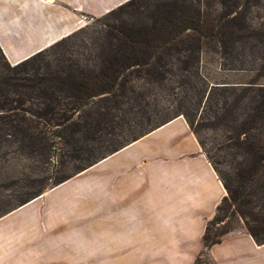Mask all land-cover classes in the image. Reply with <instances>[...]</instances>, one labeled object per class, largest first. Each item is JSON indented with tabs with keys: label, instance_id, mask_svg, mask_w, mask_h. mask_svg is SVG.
<instances>
[{
	"label": "rangeland",
	"instance_id": "1",
	"mask_svg": "<svg viewBox=\"0 0 264 264\" xmlns=\"http://www.w3.org/2000/svg\"><path fill=\"white\" fill-rule=\"evenodd\" d=\"M79 19L22 67L0 51V90L15 83L7 97L28 112L0 113V216L36 198L42 208L66 179L74 191L82 169L182 115L230 189L209 233L245 221L264 232V0H133ZM179 28L166 49L138 47Z\"/></svg>",
	"mask_w": 264,
	"mask_h": 264
},
{
	"label": "crops",
	"instance_id": "2",
	"mask_svg": "<svg viewBox=\"0 0 264 264\" xmlns=\"http://www.w3.org/2000/svg\"><path fill=\"white\" fill-rule=\"evenodd\" d=\"M128 1L0 0V50L17 64L76 31L79 16ZM187 124L178 115L80 172L74 191L65 181L42 208L37 198L1 215L0 264H264L244 227L203 248L226 190Z\"/></svg>",
	"mask_w": 264,
	"mask_h": 264
},
{
	"label": "trees",
	"instance_id": "3",
	"mask_svg": "<svg viewBox=\"0 0 264 264\" xmlns=\"http://www.w3.org/2000/svg\"><path fill=\"white\" fill-rule=\"evenodd\" d=\"M133 0H130V1H128V2H126V3H124L123 5H120V6H118L117 8H122V7H124L125 5H127L129 2H132ZM167 22H168V20H167ZM178 24H180V25H184L183 24V22H180V21H178L177 22ZM175 26V25H174ZM186 26H189V25H185V26H182V28H183V30H187L189 27H186ZM176 28L177 27H179V26H175ZM190 30H193V31H198L197 29H190ZM172 33L173 34H175L174 33V30L172 31ZM182 33V31H181V29L179 28V31H178V33L174 36V37H171L169 40H166V41H164L163 39H162V36H160V37H157L156 39H155V37H150V38H148L147 40H145V41H143L142 43H140V44H138V47H139V49L140 50H143L144 49V47H146L147 49H150V48H154V49H166L167 48V46H169L168 45V43L169 44H171V42H173L174 40H176V36H178V35H180ZM169 48V47H168ZM172 48V47H171ZM1 51V50H0ZM39 53H41V52H39ZM39 53H37V54H35V55H33V56H31V57H29V58H27V59H25V60H23V61H21V62H19V63H17L16 65H14L12 68L13 69H16V68H19V67H22L23 65H25L26 63H28L30 60H32L36 55H38ZM151 54V53H150ZM102 79L103 80H105L106 79V77H104V75L102 76ZM111 82H113L112 80H110ZM114 83V82H113ZM110 83L109 82H104V84H103V87H106V86H108ZM112 85V84H111ZM15 86H17V85H15V83H10V82H7V81H5V86H4V88H1V90H0V98H1V101H0V113L1 114H3V115H5V116H10V115H15L17 112H26V113H28L25 109H23V107H21L22 105V103H21V100H18V98H16V99H8V94L9 93H11V92H13V90H14V87ZM178 116V115H177ZM176 117V116H175ZM170 120V119H169ZM167 122V121H166ZM163 124V123H162ZM161 125V124H160ZM158 127V126H157ZM155 129V128H154ZM152 130V129H151ZM150 130V131H151ZM149 132V131H148ZM147 132V133H148ZM147 133H145V134H147ZM144 134V135H145ZM135 140V139H134ZM117 150V149H116ZM115 150V151H116ZM119 150V149H118ZM114 151V152H115ZM105 158V157H104ZM104 158H102V159H104ZM102 159H99V160H102ZM98 161V160H97ZM96 161V162H97ZM95 162V163H96ZM95 163H92L91 165H89L87 168H85L84 170L82 169L81 171L83 172V171H85L86 169H88L89 167H91L93 164H95ZM80 171V172H81ZM66 180H68V179H66ZM66 180H64V181H62V182H60L59 184H61V183H63V182H65ZM59 184H57V186L59 185ZM223 187H224V189L226 190V191H230V189L227 187V186H225L224 184H223ZM243 187V186H242ZM43 194V193H42ZM40 197V196H39ZM239 197H240V193L239 192H237L236 190H233L232 191V194L230 195V200L231 201H233V203L234 202H236V201H238V199H239ZM37 199V198H36ZM33 200H35V199H32V200H29V201H27V202H25V203H23L22 205H24V204H26V203H29V202H31V201H33ZM226 200V197H224L223 198V200H222V203L224 202ZM21 205V206H22ZM222 205V204H221ZM220 207L221 206H219L218 208H217V211H216V213L220 210ZM216 213H215V215H214V217L208 222V224H207V227L205 228V231H204V234H203V237H202V242H203V248L205 249V248H207L208 246H210V245H213V244H215V243H218V242H220V239H221V237L225 234V233H227L228 231H225V232H223V233H221L220 235H216L214 232H212V233H209V231H210V228H211V226L213 225V223H215V221H216V219H217V217H216ZM244 230L246 231V233L247 234H249L252 238H253V240L257 243V244H262V243H264V232H263V230H261L260 228H255V227H253L252 225H250V223H248L247 221H245L244 223ZM199 262H201L200 261V259L199 258H196V260H195V262H193V264H199Z\"/></svg>",
	"mask_w": 264,
	"mask_h": 264
}]
</instances>
